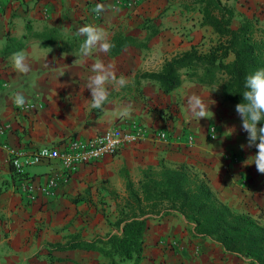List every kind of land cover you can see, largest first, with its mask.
<instances>
[{
    "label": "crops",
    "instance_id": "1",
    "mask_svg": "<svg viewBox=\"0 0 264 264\" xmlns=\"http://www.w3.org/2000/svg\"><path fill=\"white\" fill-rule=\"evenodd\" d=\"M127 1L124 5L115 0H0V122L9 125L6 140L11 146L32 153L43 146L58 147L71 136L89 138L131 121L152 130L171 127L176 135L169 144L147 139L123 148L114 157L83 165L59 184L55 195H40L32 202L26 200L20 186H39L47 178L59 175V163L41 162L25 167V178L16 181L8 154L0 148V264H109L95 251L50 252V245L64 244L73 238L92 241L115 232L109 223L116 220L124 201L126 181L137 183L142 170L157 168L161 163L168 167L186 166L207 182L219 201L264 226V174L257 172L251 160L247 161L256 149L241 148L247 144V133L241 128L235 106L223 98L220 87L183 78L178 88L164 94L157 83L141 78L144 72L159 71L165 59L196 45L197 38L186 37L189 30H183L184 21L193 12L195 22L201 21L195 4L190 0ZM98 3L107 10L96 18L93 9ZM147 21H157L156 26L149 28ZM84 25L104 29L111 43L114 37L122 36L147 46H126L115 54L112 44L107 54L94 49L81 60L79 47L83 37L77 35V30ZM152 29L155 34L147 40ZM6 34L23 44L18 52L27 58L28 73L14 71V53L1 54ZM34 34L42 36L35 38ZM150 51L152 56L163 55L155 70L141 58ZM96 60L113 65L117 77L127 79V85L118 90L108 85L110 95L102 109L90 107L91 95L86 89ZM17 93L26 102L41 107L28 114L16 113L13 98ZM192 94L209 106L205 119L188 113L186 97ZM128 104L133 106L132 116L122 119L117 109ZM183 123L188 124L194 137L191 147H187L181 133ZM210 126L215 127V140L207 138ZM237 151L242 155L238 163L223 159ZM243 179L247 180L246 185L241 184ZM108 212L112 219L109 222ZM164 236L179 238L180 248L168 251L156 245ZM195 245L200 247L198 254L193 251ZM137 264L250 263L224 253L211 240L196 236L192 223L172 213L150 217L142 259Z\"/></svg>",
    "mask_w": 264,
    "mask_h": 264
},
{
    "label": "trees",
    "instance_id": "2",
    "mask_svg": "<svg viewBox=\"0 0 264 264\" xmlns=\"http://www.w3.org/2000/svg\"><path fill=\"white\" fill-rule=\"evenodd\" d=\"M193 3L201 15L200 25L212 30L216 42L203 51L192 45L165 59L159 71L144 72L141 78L157 83L164 94L178 88L183 78L206 86L217 85L223 98L235 106L243 102L245 77L264 68V29L256 18H244L233 28L234 11L223 0H193ZM147 22L153 28L154 21ZM151 31L147 40L155 34ZM112 44L115 54L126 46H147L135 38L122 36L114 37ZM22 46L6 34L1 54L16 53ZM260 126H264V121ZM10 168L14 180L25 178L23 173ZM125 191L116 220L109 223L115 232L92 241L73 238L64 244L50 245V252L95 251L107 258L109 264L127 260L137 264L142 259L150 217L177 213L193 224L196 236L211 240L224 253L250 264H264V226L248 214L232 211L218 200L202 177L186 166L168 167L161 163L157 168L148 167L141 171L137 183L126 181Z\"/></svg>",
    "mask_w": 264,
    "mask_h": 264
},
{
    "label": "built area",
    "instance_id": "3",
    "mask_svg": "<svg viewBox=\"0 0 264 264\" xmlns=\"http://www.w3.org/2000/svg\"><path fill=\"white\" fill-rule=\"evenodd\" d=\"M118 4H128L127 0H115ZM96 18V14H94ZM41 107L39 104L26 102L22 108L14 106V110L18 114H28ZM188 124H182L181 133L185 137L188 144L187 147H191L194 144V137L187 128ZM9 125L4 122H0V148L7 152L10 166H12L17 172L23 173L24 168L30 165L39 164L41 162L59 163L61 167V173L54 175L46 179L44 183L39 186H33L28 184H22L20 186L22 193L25 195L27 201H35L40 195L50 197L55 195V192L60 183L66 182L69 177L74 174L81 166L86 164L95 163L106 157L116 156L123 148L131 145L139 144L147 139H152L159 143L169 144L175 140L176 135L171 127L162 130H152L143 124L136 121L128 122L124 126L112 127L104 130L89 138H79L71 136L64 143L58 147L43 146L38 148L32 153H26L20 148L11 146L6 140V134ZM186 132V133H185ZM129 135H134L136 139L134 141H125L123 138ZM207 138L209 140H215L217 133L214 126H210L208 129ZM110 139L119 141L114 148H108L107 144ZM47 153L46 155L44 153ZM241 154L237 151L236 154H226L223 159L232 163H238L241 158ZM241 184L246 185L247 180L243 179ZM181 241L177 237H160L156 245L165 250H175L180 248ZM193 251L200 253V247L195 245Z\"/></svg>",
    "mask_w": 264,
    "mask_h": 264
},
{
    "label": "clouds",
    "instance_id": "4",
    "mask_svg": "<svg viewBox=\"0 0 264 264\" xmlns=\"http://www.w3.org/2000/svg\"><path fill=\"white\" fill-rule=\"evenodd\" d=\"M107 9L103 4H96L94 13L99 16ZM118 11V9H117ZM77 35L83 37V42L79 47V57L85 60L95 49L98 53L107 54L113 47L109 41V34L102 28L93 25H84L77 30ZM12 64L15 72L26 74L30 71V65L22 52L14 53ZM91 72L86 82V89L90 92L91 99L88 100L92 109H102L110 95L108 85L115 89L123 88L127 85V79L124 76L117 77L113 65H106L101 60H96L91 66ZM244 92L242 94L243 102L235 105V112L241 120V128L247 133V144L244 147H255L256 154L250 157L259 174H264V126L258 127L264 121V68L258 69L245 77ZM16 107L22 108L25 103V97L17 93L13 98ZM186 108L188 113L196 119H205L209 106L205 105L202 98L192 94L186 97ZM131 104L121 106L117 109L118 115L122 119L131 118L133 113ZM125 141H134L136 137L129 135L123 138ZM119 141L110 139L107 147L114 148ZM47 154L46 152L44 153ZM245 161V164L246 162Z\"/></svg>",
    "mask_w": 264,
    "mask_h": 264
},
{
    "label": "rangeland",
    "instance_id": "5",
    "mask_svg": "<svg viewBox=\"0 0 264 264\" xmlns=\"http://www.w3.org/2000/svg\"><path fill=\"white\" fill-rule=\"evenodd\" d=\"M192 1L193 0H190V3ZM223 2L229 5L234 11V18L232 22L233 28H236L239 22L244 18H256L259 21V26L264 29V6L262 7V0H223ZM192 4L194 3L192 2ZM194 13L195 12H193L191 16H187V20L184 21L186 24L183 26V30L184 32L189 30L186 37H191V39L194 37L197 38L196 46H198L199 50L203 51L216 42V35L209 27L201 26L198 21L195 22L196 18H194ZM187 22L189 24H187ZM153 23L154 26H156L157 21H154ZM141 58L142 61L145 62L146 66L154 67L155 70L160 61L163 59V55L161 53L160 55L155 54L152 56V52L150 51L149 55L144 53V56ZM150 109L152 108L150 107ZM170 115L173 116V113H170ZM106 214L108 217L107 221H111L112 219H109L110 213L108 212ZM92 219H94V217ZM96 223L99 224L100 222L96 220Z\"/></svg>",
    "mask_w": 264,
    "mask_h": 264
}]
</instances>
